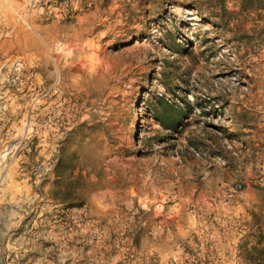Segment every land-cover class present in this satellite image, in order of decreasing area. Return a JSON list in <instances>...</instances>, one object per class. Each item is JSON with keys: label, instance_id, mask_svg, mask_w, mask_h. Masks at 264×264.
Returning a JSON list of instances; mask_svg holds the SVG:
<instances>
[{"label": "rangeland", "instance_id": "rangeland-1", "mask_svg": "<svg viewBox=\"0 0 264 264\" xmlns=\"http://www.w3.org/2000/svg\"><path fill=\"white\" fill-rule=\"evenodd\" d=\"M263 237L264 0H0V264H264Z\"/></svg>", "mask_w": 264, "mask_h": 264}, {"label": "trees", "instance_id": "trees-1", "mask_svg": "<svg viewBox=\"0 0 264 264\" xmlns=\"http://www.w3.org/2000/svg\"><path fill=\"white\" fill-rule=\"evenodd\" d=\"M225 12V11H224ZM229 16L228 14H226L225 13V15H223V16ZM167 128H169V127H167ZM60 163H61V161L60 160H58V162L56 163V165H55V173L57 174V170H58V167L60 166ZM262 240H264V237L262 238ZM247 249H245V251L244 252H246L247 253V255H248V251H246ZM253 252H255L256 253V256L255 255H253V261L255 262V260H259V262L261 261V262H264V247H261V248H258V247H253Z\"/></svg>", "mask_w": 264, "mask_h": 264}]
</instances>
